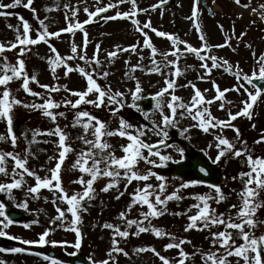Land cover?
Masks as SVG:
<instances>
[{"label":"rangeland","instance_id":"374dc122","mask_svg":"<svg viewBox=\"0 0 264 264\" xmlns=\"http://www.w3.org/2000/svg\"><path fill=\"white\" fill-rule=\"evenodd\" d=\"M170 1L171 5L159 9L157 5L160 0H136L139 11L132 19L139 20L141 28L145 23L150 22L152 28L157 31L169 33L196 48H201L204 43L200 39V35L203 33L209 48L202 54L206 57L215 56L218 58V66L215 68H211L210 59L206 61L211 68L210 72L201 66L205 61H201L195 54L185 51L183 43L173 46L172 41L167 37H161L151 28H145L144 32L148 34L152 45L158 50L155 59L160 67V72H150L149 69L153 68L151 49L144 46L145 37L141 31L137 30L132 19H104L106 16H115L117 11H130L132 9L130 0L125 3H118V0H33L31 8L24 7L27 0H21L20 5L6 8L10 12L0 15V44L5 45V51L0 52V75L4 74L3 65L5 63L18 66V61L22 59L25 66L24 71L28 77L35 76L38 81V83L30 81L29 87L32 91L40 93V96H33L26 92L22 87L23 77L13 78L7 84L6 87L11 92V98L18 99L21 103L13 105L11 111L12 131L16 136L15 146L12 144L8 131L7 119H0V136L6 137L0 140V153L18 154L20 158L27 159V167L31 171L41 178L50 177L51 170L58 162L60 149L57 146L58 136L48 133L53 132L58 126L63 132H68L70 143L78 144L79 149L85 151L90 145L85 144L80 137L86 136L89 140H93L95 137L91 134V128L86 134L82 123H76L78 112L88 111L100 121L105 122L109 131L119 129L123 119L133 126L127 131L135 135L137 128L143 129L145 134L141 139L150 145H155L153 152L158 151L160 155L170 157L166 161H161L159 156H150L149 158L155 161L156 165L146 164L141 160L135 170L138 174L144 175L151 169L152 172L166 178L163 181L166 184V191L162 194V199L173 192H177V195L181 197L167 201L166 205H159L163 214L154 218L150 217V223L144 221L142 225L160 229L162 233L166 234L160 237H164H157L152 231L135 235L133 233L136 232V226L128 228L126 220L130 218L143 220L141 213L148 209L146 205L132 204L133 193L146 184L154 186L151 191H158V186L162 181L157 180L155 176H150L147 181L133 180L129 183L123 174L124 170L119 169L121 176L115 178L116 185L106 192L102 189L113 178L99 176L93 184L95 192L92 199H85L82 202V208L78 210L80 221L73 224L74 217L67 211V203L60 199L59 191L54 188H41L38 193H30L28 189L35 186L36 180L34 176L24 174L20 188H14L10 192L0 191V204L4 205V212L7 208L13 207L24 215L22 222L11 224H8V219H5L4 216H0V231L7 233L4 236L14 241V245L11 247L0 248V264H52L53 260L43 258L44 251L49 249L70 256L81 253L91 262L96 261L97 264L105 260L108 261V264H163L152 251L138 252L137 249L140 248H155L162 256L168 258L171 264H177V261L181 259L180 249L166 250L165 245L179 243L180 240L186 241L181 247L189 254L185 259V264H205L206 252L203 253L201 250H217V246L220 245L219 242L213 244V236L209 233V229L215 233L224 231V226L209 224L208 227H204L201 223V228L198 231L196 229L194 231L193 228L191 231L179 228L163 231L167 225L173 223L179 227L185 225L187 227L190 223L189 217L198 211L192 206L198 203L202 205V202L195 199L198 195L212 197L208 203L212 209L215 208L217 214H224L225 219L231 216L234 222H240L234 214V210L238 209H231V205L234 199L236 208L242 203L239 194L245 188L248 177H242L241 173L250 171L247 155L250 154L253 158L264 157V141L256 143L264 135V97L258 99L250 109L251 118L245 115L237 116L235 120L231 121L232 126L211 128L207 133L194 126L198 122L188 116L185 109L178 108L175 116L176 126L166 129L168 137L165 139L162 135L156 134L158 129L153 126V122H155L161 128L164 127L161 112L155 107L156 100L153 99V96L166 87L165 80L170 78L176 82L174 94L180 97L183 103L191 102L195 92L191 86L193 84L201 91L206 101L212 100L211 104H202L199 105V108L207 107L217 120H230L229 112L235 114L242 111L243 101L251 102L245 89L253 93L255 90L242 78L240 80L235 78L233 73L240 71L242 74L251 76L253 71L258 72L259 70L258 61L260 56L264 55V18H262L264 8H261V5H264V0H243L244 6L237 4L236 0H199L198 4H196V0ZM0 2L12 4L14 0H0ZM109 3H117L118 6L92 17L91 22L87 24L83 23L90 19L88 12H94L97 7H105ZM194 7L198 9L200 31L197 30V23H194L195 17L192 16ZM33 8L35 12L32 11ZM85 9L88 11L86 12ZM20 17L28 21L30 25L28 35L33 39L37 37L38 32L43 31L40 21L44 22L48 32H60V35L47 37V42L40 41L36 44L20 45L17 41V36L23 35V22ZM77 22L83 24V29L74 28L72 32L61 31L67 28L69 23ZM85 32H87V37H85ZM12 43H16L17 47L11 48ZM133 45L137 46L135 51L131 48ZM217 45L225 46L217 47ZM73 46L77 47V53H72ZM117 46L120 49L127 48L128 51H119L117 56L110 58L108 53L117 51ZM52 47H55L61 57H74L66 61L67 65L74 69L73 71L66 74V68L61 65L55 66V72H53L54 65L49 63V58L55 57L51 51ZM175 47L180 49L179 59L175 65H170L168 61L177 59L171 55ZM163 53H169L167 59L162 55ZM81 55L86 56L89 62L81 60L79 58ZM96 59L99 60V64L95 62ZM224 60L228 61L232 72H229L227 66L223 65ZM136 65L139 67L133 70ZM177 66L181 69L179 76L173 75ZM78 68H84L86 72L92 73L94 79L102 87L106 89L110 87L113 93H122V96L115 98L120 103H112L106 97L104 104L100 107L89 103H81L76 108L66 105L65 101L75 102L79 99L72 95V92L84 91L87 87V80L77 70ZM104 72L108 73L107 77L103 76ZM8 74L11 75V72ZM137 81L140 83L142 92L138 94L140 98L134 101L132 94ZM41 85H49L50 88L59 90L50 91ZM216 85L222 91L228 89L223 98L216 99L218 95ZM237 88L239 91L235 90ZM4 89L5 86H0V95ZM172 91L169 89L170 93ZM146 98H151V103L147 107L143 105V100ZM48 99H52L60 105L58 108L51 109L56 114L55 120L45 115L42 109L25 106L42 104ZM86 99L94 100L96 94L91 93ZM170 99L168 94L163 97L165 114H171L167 107ZM133 104L136 107H133ZM221 104H224L223 108H221ZM182 112L185 113L183 116ZM59 113H64V115H59ZM144 113H148L147 118ZM81 121L86 122L87 118H81ZM145 125L147 127H144ZM68 126L70 130L66 131ZM184 129H188V131L182 135ZM236 129H239V136ZM217 136L226 138L235 145V148L227 152L218 162H214L220 151L217 148ZM102 139L111 146L105 150L104 155L109 153H114L116 157L125 155L122 146L129 143L126 137L113 135L104 136ZM161 140H164V143H160ZM187 148L191 149L192 153L189 154ZM221 148H226V146H221ZM179 149H183V153ZM237 149H246L247 151L240 156H235L233 153ZM143 152L145 156H148L146 149ZM194 153L206 156L223 175L224 180L219 187L224 193V202L222 200L217 203L218 194L212 187L201 183L181 187L182 184L194 179L187 177L180 180L172 175L171 167L180 162H189ZM78 157L79 155L72 149L66 154L60 169L62 187L69 195L84 190L83 185L74 181L81 177L84 180L90 179L88 174L73 167L75 159ZM90 165L91 161H89ZM105 166L104 163L100 165L101 168ZM4 167L7 169L8 175L0 173V184L12 183L14 160L6 156ZM20 171L22 170L16 169L17 173ZM20 178L19 175L15 176V179ZM252 187L255 185L253 184ZM260 192L264 198V189H261ZM121 193L123 194L121 195ZM152 199L154 200V196ZM261 202H264V199ZM24 204L27 207H23ZM130 205L132 207L129 211ZM58 208L64 211V216L60 219H57ZM262 208L264 209V207ZM121 212L125 213L126 218H121ZM255 219L264 221V212H257ZM105 224L116 225L121 230L130 232L127 238L115 236L118 241L116 246L127 252V255L124 252L112 251L114 230L104 227ZM256 227L260 231L255 236L264 235V223H258ZM77 228L80 232V247L78 249L74 246L77 242V233L73 230ZM247 229L249 228L246 227ZM46 231L49 234L45 239L49 242L41 245L38 241ZM228 231L233 234L236 244L244 243L239 230L228 229ZM192 235L195 237L194 241ZM25 240L37 243H22ZM53 241L56 243H52ZM194 244L199 245L197 250ZM13 248H23L25 251H10ZM220 251L221 254L218 256L225 255L224 249ZM110 252L111 256H109ZM249 255L254 254L249 253ZM227 260L229 264H244V260L235 255L228 256ZM57 262L58 264H68L67 261ZM208 264L211 262L209 261Z\"/></svg>","mask_w":264,"mask_h":264},{"label":"snow or ice","instance_id":"6c2138e0","mask_svg":"<svg viewBox=\"0 0 264 264\" xmlns=\"http://www.w3.org/2000/svg\"><path fill=\"white\" fill-rule=\"evenodd\" d=\"M129 2V0H118V3H125ZM132 4V9L128 12H119L117 11L115 16H106L104 19L106 20H112L116 18H129L132 19V17H135L137 15V12L139 9H137L136 6V0H130ZM166 0H160V3H165ZM199 3V0H196V4ZM237 4L241 3V0H236ZM21 4V0H14L12 4H3L0 2V8H12L17 5ZM33 4V0H27V3L24 4V7L31 8ZM117 3H109L105 7H97L94 12H88L89 20L84 21V24H87L91 22V18L98 16L100 13H104L108 11L109 8H115L117 7ZM67 7V6H66ZM156 7V6H153ZM261 8H264V5H261ZM33 12H35V9H32ZM87 12L88 10L85 9ZM146 11V10H145ZM255 11V9H254ZM75 14V13H74ZM0 15H6L4 12H0ZM193 17L198 16V9L194 7ZM262 18H264V13H262ZM20 19L23 22V35L17 36V41L20 45H29V44H36L40 41L47 42V37L49 36H56L58 37L60 35V32H48L47 27L44 25L43 21H40L41 27L43 31L38 32V35L35 39L31 38L28 33L30 31V25L27 20H24L23 17H20ZM132 23L137 27L138 31H141L144 35L145 39L143 41V44L145 47H148L151 49L152 52V64L153 68L149 69L150 72H160V67L155 59V56L157 54V49L154 45H152L150 37H148V34L144 32L145 28H151L153 32H156L157 35L161 37H167L172 41L173 46H176L180 43H183L185 45V51L195 54L201 61H205L201 66L205 69H207L209 72L211 71V68H215L218 66V58L215 56H208L202 54V52L206 51L209 46L205 41V37L203 33L200 35L201 41H204L201 48L193 47L191 44H188L187 42L180 41L177 37H174L173 35L169 33H165L162 31H157L155 28H152L151 23H145L143 27H140V22L137 19H132ZM10 27H12L10 25ZM75 29H83V24L77 22L75 24L69 23L68 27L65 29H62L61 31L65 32H72ZM196 28L198 31H200V25L197 23ZM222 28V26H221ZM19 31V30H17ZM85 37H87V32L84 33ZM230 39V38H229ZM225 45H217V47H224ZM11 48H16L17 44L12 43L10 45ZM135 45L131 46L132 50H136ZM99 48V46H97ZM5 51V45L0 44V52ZM23 51V49H22ZM51 51L55 54L54 58H49V63L51 65H54L53 72H55V66H61L63 65L66 68V74L73 71L74 69L67 65L66 61L71 60L74 57L68 56V57H61L59 52L55 49V47L51 48ZM119 51H128L127 48L120 49L119 46H117V51H111L108 53V56L115 57L117 56ZM78 49L76 46L72 47V53H77ZM180 49L178 47H175L174 50L171 52V55L175 56L176 60L168 61V64L175 65L177 63V60L179 59ZM165 59H167V56L169 53H163L162 54ZM81 60H85L86 63L89 61L87 60V57L84 55H81L79 57ZM143 59V57H141ZM210 59L212 64L211 68H209L207 64V60ZM97 64H99V60L96 59L95 61ZM258 63L260 64L259 70L253 71L251 76L247 74H242L240 71H236L233 73L238 80L241 78L247 82L248 84L252 85V88L255 89V92H250L248 89H245L246 92H248V96L250 98V101H243L244 107L242 111L237 112L235 114L229 112L230 120H217L214 116H212L211 112L207 107L200 109L199 105L202 104H211L212 100L205 99L204 95L201 93V91L196 88V86L193 84L191 85L194 89V95L191 99V102L189 104H185L182 102V99L174 94L175 90V80L174 79H166L165 84L166 87L162 88L159 92L155 93L153 96V99L156 100L155 107L160 110L161 116H162V124L163 128L160 127V125L155 124L153 122V126L155 129H158L157 135H162L165 139L168 137L167 128L168 127H175V116L177 113V109H185L188 116H190L193 120L197 121L198 123L194 126L199 127L202 129L205 133L209 132L211 128L216 127H230L231 121L235 120L237 116L245 115L251 118V112L250 109H252L254 103L257 101L258 97H260L262 91L261 87H258L257 84L253 83V80H262L264 81V55H261L259 58ZM223 65L227 66V70L229 72H232V67L228 64L227 60L223 61ZM136 67H139V65H136L133 67V70H135ZM24 61L21 59L18 61L17 65H9L5 63L3 65V75H0V86H5V89L0 95V119L6 118L8 123V131L11 136L12 144L15 146L16 143V136L14 132L12 131V124H13V118L11 115L12 107L13 105L20 104L21 101L15 98H11V92L9 89H7V84L13 79V78H21L23 77V83L22 87L23 89L28 92L29 94L33 96H40V93L32 91V89L29 87L30 81H37L35 76L28 77L27 73L24 71ZM87 80V87L84 91H75L72 92V95L79 97L75 102L68 100L65 101L66 105H71L73 108L78 107L81 103H89L93 104L96 107H100L104 104L105 98L107 97L110 102L112 103H120L115 98L118 96H122V93L115 92L113 93L108 87L107 89L102 87L96 79H94V76L92 73L86 72L84 68H78L77 69ZM11 72V75L8 73ZM108 73L104 72L103 76L107 77ZM175 76L181 75V69L177 66L175 68V72L173 73ZM203 78V77H202ZM215 85V82H213ZM41 87L45 89H49L50 91H58V88H50L49 85H41ZM216 91L218 93L216 99H220L224 97V93L228 91V89L221 90L218 85L215 86ZM169 89H172L173 91L170 93ZM236 91H239V89H235ZM142 92V88L140 86L139 81H137L135 90L133 92V100L139 99L140 96L139 93ZM95 93L96 99L94 100H88L86 99L89 94ZM165 94L170 95L171 99L167 103V107L170 109L171 114H165L163 111V97ZM179 102V103H177ZM26 107H32L35 109H42L44 114L51 117L53 120L56 119V114H54L51 109H55L60 107L58 103H56L52 99L46 100L42 104H32V105H25ZM133 107H136L135 104L132 105ZM221 108L224 107V104L220 105ZM195 110V111H194ZM185 113H181L183 116ZM59 115H64V113H59ZM145 118H147L148 113H144ZM87 118L86 122H82L81 118ZM95 122V123H93ZM76 123L80 124L82 123V126L84 128L85 133L87 134L89 129H92V135L95 137L93 140H89L86 138V136L80 137L84 140V143L87 145H90V147L82 151L76 160L75 164L73 165L74 168H79V170L82 173H86L90 176V179L84 180L83 177H81L79 180L74 181L76 183H80L84 186V190L82 192H78L72 195H69L64 188L62 187L61 177H60V169L61 165L63 164L66 154L71 151V147L66 144L67 135L64 133L58 126L57 128L48 134L50 135H56L58 136V149L59 156H58V162L55 165V168L51 170V176L41 178L39 175L31 171L27 167V159L26 158H20L18 154H14L12 152L8 153H0V173H3L5 175H8L7 169L4 167L5 157H11L15 162V168L13 169V181L12 183L7 184H0V191H11L14 188H20L22 186V180L24 174H27L29 176H34L36 180L35 186H32L28 189L30 193H38L41 188H49V189H56L59 191L60 199L65 201L68 205L67 211L71 213V215L74 217V220L72 221L73 224H76L80 221V216L78 215V210L82 208V202L87 199L91 200L93 193L95 192V189L93 188V184L96 181V179L103 175L110 178H113V180L108 183L102 191H108L110 188L116 185V177L121 176V172L119 169L124 170V176L127 178L128 182L131 183L133 180H141V181H147L150 176H155L157 180L162 181V183L158 186V191H151L153 189V185L146 184L143 188H138L133 193V201L132 204H140L141 206H147L148 211L142 212L141 216L143 217V220H136V219H128L126 220L128 228H131L132 226H136V232L133 233L135 235H139L140 233L146 232V231H152L157 237H160L161 235H166L165 233H162L160 229H157L155 227L148 228L142 226L144 221H149L150 223V217H158L163 214V210L160 209L159 205H166L167 201L172 199H180L177 195V192H173L167 196H165L162 199V194L166 191V184L163 183V181L166 180L164 176H160L156 174L155 172H152L151 169L148 170L147 174L141 175L138 174V172L135 170L138 163L143 160L146 164H153L156 165V162L151 160L149 157L156 155L159 156L161 161H166L170 159L168 156H162L160 153L153 152V148L155 145H150L144 140L141 139V137L145 134L143 129L137 128L136 133L132 134L131 132L127 131L128 128L133 127L132 125L128 124L123 119L121 120L120 128L116 131H109L106 128V124L103 121H100L97 117L94 115H91L88 111H80L77 113ZM75 126V125H74ZM144 127H147L145 125ZM253 127H255L253 125ZM188 129H184L182 131V135L184 132H187ZM237 135L239 136V129H236ZM113 135H119L121 137H126L129 143L125 146H122V151L125 153L122 157H116L114 153H109L108 155H104L105 150L110 148L111 146L104 141L102 138L104 136H113ZM6 137L0 136V140L5 139ZM216 139L218 140L217 148L220 149L216 161L218 162L221 157L225 156L227 152L232 151L235 148V145L230 143L226 138L217 136ZM264 141V135L260 137L256 141V143H260ZM160 143H164V140H161ZM221 146H226V148H221ZM148 151V156L144 155L143 150ZM96 150H99L98 152ZM181 153H183V149H179ZM246 149H237L233 153L235 156H240L243 153H245ZM99 157V158H97ZM89 161H91V165L89 166ZM247 162L250 168L249 172L241 173V176H247L248 179L245 182V188L241 191L239 194L241 197L242 203L238 207L237 213H236V219L240 222H234L233 218L231 216H228L227 219L224 218V214H217L215 209H212L208 203L212 197L205 196V195H198L195 197L196 200L202 202V205L200 203L194 204L192 207L198 209L197 213L195 215H192L189 217L190 223L187 226L186 230L196 228L198 227V221L203 223L204 227H208L209 224L211 225H223L225 230L215 232L212 234L213 236V244L219 242L220 246L224 248L225 255L223 256H217L215 252H210L205 254V264H208L210 261L211 264H229L227 257L228 256H238L241 257L244 260V264H264V235H261L260 237H256L254 234H251L247 231H245V226L248 227H256L258 223H264V221H257L255 219V214L258 208L264 207V202L258 201L257 197L259 196V192L261 189H264V157H255L251 156L250 154L247 155ZM101 163H104L106 166L104 168H101ZM16 169H20L19 173L16 172ZM201 171H205L203 168ZM19 175L20 179H15V176ZM55 181V183H53ZM198 183H201L200 181L193 180L188 183L182 184L181 187H188L189 184L196 185ZM255 185V187H252V185ZM212 187L215 192L218 194L217 196V203L225 199L224 193L221 191V188L217 185H209ZM178 191V190H177ZM123 193H121L122 195ZM154 196V200L152 197ZM23 207H27L26 204L22 205ZM132 205L129 206V211L131 210ZM233 208H236L237 205H232ZM59 215L57 216V219H60L64 216V211L57 209ZM0 216H4L5 219L7 217L5 216L4 212V205L0 204ZM121 218H126L125 213H120ZM12 221L8 220V224H11ZM7 226V225H6ZM27 227V225H25ZM104 227L111 228L114 230V238H113V249L112 251L117 252H124L123 249L119 248L118 241H116L115 236L118 235L123 238H127L130 235V232L127 230H121L118 226L112 225V224H105ZM228 229H236L239 230V234L244 241V243L237 245L235 240L233 239V234L228 231ZM77 233V242L74 245L77 249L80 247V232L79 229H73ZM48 232L46 231L40 236V239L38 241L39 244L43 245L45 243H48L49 241H46L45 237L48 236ZM7 235V233L0 231V236ZM175 238L173 237V240ZM186 241L180 240L179 243H168L165 245V249H171V248H177L180 249L179 255L181 259L177 261V264H185V259L188 257V253L183 250L181 247L182 244H184ZM24 244H32L37 243L35 241H22ZM56 243V242H52ZM10 251L13 252H23L25 249L23 248H13L10 249ZM138 252L143 251H152L156 256L159 257V259L163 262V264H171V262L168 260V258L162 256L158 251H156L155 248H140L137 249ZM249 253H252L254 255H249ZM125 255H127V252H124ZM109 256H111V252L109 253ZM52 264H58L57 261L53 260ZM92 264H97L96 261H92ZM99 264H108V261H101Z\"/></svg>","mask_w":264,"mask_h":264},{"label":"water","instance_id":"95a60500","mask_svg":"<svg viewBox=\"0 0 264 264\" xmlns=\"http://www.w3.org/2000/svg\"><path fill=\"white\" fill-rule=\"evenodd\" d=\"M2 10L0 9V12ZM263 87V86H262ZM261 87V88H262ZM205 171H201V169ZM174 175L176 177L185 178L188 175H193L197 180L209 183L211 185H219L222 182L220 175L215 171L214 167L202 156H195L191 163L180 164L174 167ZM14 219H20L18 216H13ZM50 255L56 258H63L56 253H50ZM72 264H89L84 257L77 255L71 258Z\"/></svg>","mask_w":264,"mask_h":264},{"label":"trees","instance_id":"16d2710c","mask_svg":"<svg viewBox=\"0 0 264 264\" xmlns=\"http://www.w3.org/2000/svg\"><path fill=\"white\" fill-rule=\"evenodd\" d=\"M255 229H256L255 227L254 228L249 227V229L247 230V232H249V233H253L254 232L253 234H256L255 233Z\"/></svg>","mask_w":264,"mask_h":264}]
</instances>
